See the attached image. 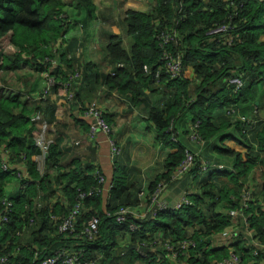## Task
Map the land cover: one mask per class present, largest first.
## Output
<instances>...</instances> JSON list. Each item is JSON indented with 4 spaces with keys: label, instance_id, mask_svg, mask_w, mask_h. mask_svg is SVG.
I'll list each match as a JSON object with an SVG mask.
<instances>
[{
    "label": "trees",
    "instance_id": "trees-1",
    "mask_svg": "<svg viewBox=\"0 0 264 264\" xmlns=\"http://www.w3.org/2000/svg\"><path fill=\"white\" fill-rule=\"evenodd\" d=\"M74 5L78 8L75 14L64 7ZM80 9L83 19L97 17L93 0H0V71L22 65L33 66L40 73L52 69L50 74L56 83L45 100L49 122L58 121L49 98L58 92L65 104L80 107L76 105L75 83L81 77L71 84V101L66 99L62 86L75 68L80 71L71 51L62 49L67 40L65 32L78 19ZM125 14L119 33L110 34L104 43L109 61L122 66H114L111 73L95 74L94 78H101L108 89L132 105L142 106L147 120L154 125L156 140L176 151L168 153L162 171L147 187H140L136 180L130 184L125 168L114 162L111 179L104 175L107 190L97 191L102 171L81 163L79 158L72 159L67 168L60 167L59 153L52 143L45 157L46 169L39 172L36 157L40 149L35 139L40 127L32 117L41 107L33 108L21 101L19 94L0 95V215L2 199L7 197L12 202L8 220L0 222V256L6 257L0 264H37L62 247L73 252L81 250L82 259H97L95 264H219L230 247L245 264L264 260V248L253 256L247 240L240 235L213 245L224 229L240 228L241 223L234 224L226 212L230 208L245 215L248 228L264 242V121L248 127L235 114L227 113L241 101L252 102L253 85L264 80V40H259L264 35V0H154L147 12L129 9ZM223 23L233 28L221 34L208 33ZM172 30L176 36L161 45V33ZM229 36L232 42L224 43ZM5 45L13 48L11 55L2 52ZM165 55H179L182 68L177 77L169 75ZM51 60L56 62L54 68L50 67ZM144 65L150 73L144 71ZM84 67L89 69V65ZM233 75H240L244 83L237 93L227 83ZM186 113L191 115V124L199 121L197 133L202 142L222 140L227 137L223 132L232 127L245 151L218 146L220 155L231 159L232 169L223 170H201L202 158L197 156L189 174L194 177L200 171L207 177L197 193L188 195L192 204L152 216L150 195L158 183L166 187L175 179L184 150H191L180 143L175 131V121ZM244 125L246 131L242 130ZM21 162L27 167L29 180H22L18 193L8 196L5 186L17 175L15 167ZM244 187L251 196L246 206L239 199ZM90 190L91 195L79 198L80 192ZM142 190L146 211L117 222L114 213L120 207L136 206ZM77 201L80 208L74 231L58 232L57 225ZM92 216L98 217L99 230L89 239L81 231ZM130 222L137 228L130 229ZM155 238L173 244L191 239L195 245L184 253L178 250L172 257L171 251L153 244ZM140 247L147 250L141 251Z\"/></svg>",
    "mask_w": 264,
    "mask_h": 264
},
{
    "label": "crops",
    "instance_id": "crops-1",
    "mask_svg": "<svg viewBox=\"0 0 264 264\" xmlns=\"http://www.w3.org/2000/svg\"><path fill=\"white\" fill-rule=\"evenodd\" d=\"M148 1L93 0L97 17L83 19L84 15L80 9L77 13L78 19L75 18V21L67 28L65 32L67 40L62 49L71 51L73 63L81 71V78L75 83L77 88L75 92L78 91L76 105L80 107L71 103L70 105L65 104L62 101L61 92L56 93L55 97H49L50 102L54 105V118L58 120L56 123L48 121L50 124L49 136L59 153L57 158L60 167L67 168L71 166L72 159L79 158L83 164L97 166L107 177V180H110L115 172L113 163L116 162L125 168L130 184L136 180L137 185L145 188L162 171L168 153L176 151V148L163 147L156 140L154 125L147 120L142 106L132 105L125 97L108 89L101 78L98 80L94 78L95 74L111 73L115 66L105 54L104 43L110 34L119 31L118 28L126 16V11L133 9L147 12L151 7ZM64 7L72 14L78 10L75 5ZM259 40L263 41L264 35H260ZM5 50L6 48L2 49L4 54L11 55L13 53L12 49L9 50L12 53L5 52ZM87 65H89V69L85 70L84 66ZM0 76H2L0 78V95L19 94L21 101L29 103L33 108L40 106L42 110L39 108L35 111L41 110L40 112L46 120L47 117L50 118L47 104H45V100L48 98L39 97L46 85L39 70L33 66L22 65L15 70H2ZM251 94L254 95L253 101L237 103L234 114L256 115L258 119L264 121V80L253 85ZM92 102L103 110L104 115L113 125V136L121 148L120 154L114 158L109 156V146L103 134L97 135L98 144L86 134L87 119L82 112L83 107ZM175 131L180 143L190 147L196 152V156L202 159L214 158L230 166V157L220 155L217 147L224 146L236 151H245L239 142L238 133L232 127L223 132L227 137L222 140L194 141L190 135L191 115L188 113L175 121ZM37 169L41 173L45 171L44 157H37ZM203 173L199 171L194 177L188 173L168 183L163 190L166 201L172 204L180 200L185 193H197L207 177V173ZM22 180H29L24 162L19 164V174L6 184V194L15 196ZM132 209L136 214L144 213L146 197H140L139 203ZM228 240L219 237L213 242V245H221ZM250 264H264V260Z\"/></svg>",
    "mask_w": 264,
    "mask_h": 264
},
{
    "label": "built area",
    "instance_id": "built-area-1",
    "mask_svg": "<svg viewBox=\"0 0 264 264\" xmlns=\"http://www.w3.org/2000/svg\"><path fill=\"white\" fill-rule=\"evenodd\" d=\"M231 25L229 23H223L220 25H216L215 27L211 28L208 33L213 34H221L226 31H229L232 29ZM175 31H167L162 32L160 35L161 38V45L166 44L170 39H173L175 37ZM232 36L227 37L224 40V43L230 44L232 42ZM165 67L171 77H177L181 73V59L179 55L172 56V55H165ZM51 68H54L56 66L55 60L50 61ZM115 66L120 67L122 66L121 63L115 64ZM76 67V66H75ZM143 69L146 73H150V69L147 65L143 66ZM51 70H46L41 73L45 79V87L40 93L39 97H47L51 96V88L56 83V80L54 77L50 74ZM159 70L156 72V76L158 75ZM80 71L78 69H74L72 73L69 74V77L65 82L62 83V86L66 89V99L68 101L73 100V91L70 90L71 84L73 85V82L80 78ZM228 85H230L233 88L234 93H237L241 90L243 87V79L240 75H233L228 78L227 80ZM236 111V105L231 106L227 113L234 114ZM83 116L87 119V130L86 134L90 139H92L96 144H98L99 140L97 139L98 134H103L105 137V140L107 141V144L109 146V156L111 158H114L118 156L121 152L120 145L118 144L116 138L113 136V125L112 123H109L105 119L104 112L101 108H99L96 103L92 102L87 104L85 107H83ZM255 114V113H254ZM236 115V114H235ZM236 117L240 118L243 123H246L248 127L251 126V124H256L260 122L261 120L258 119L256 115L248 116V115H236ZM36 122H38V125L40 127V131L38 136L35 139V144L40 149V155L37 157L45 158V155L47 154L48 148L50 144L52 143V139L49 136L48 130L50 127V124L48 121L43 117L42 112L36 111L33 114L32 117ZM199 125V121H195L191 124V138L196 142H202L200 139L198 133H197V127ZM246 125L242 127V130L246 131ZM36 157V159H37ZM196 152L190 150L189 148H186L184 150V158L181 161L180 165L177 168V171L174 175V178L176 179L179 176H183L185 174H188L190 170L193 168L196 158ZM5 162L3 163V168L6 169V161L7 156L3 157ZM20 164V163H19ZM19 164L16 165V174H19ZM27 168V167H26ZM212 169L217 170H223V169H232L231 166H228L224 162L216 161L212 159H202L201 161V170L208 171ZM28 172V171H27ZM102 174V173H101ZM98 181L101 183V188H99L97 191H106L109 184L107 183L106 178L104 175H98ZM165 184L164 183H158L157 187L154 189L152 194L150 195V202H149V209L151 210V215L155 216L158 212L164 211V210H171V209H178L182 207L183 205H190L192 204L189 194L185 193L182 195L180 200L176 201L175 203H168L166 199L163 196V190H164ZM93 193L92 190H90L88 193L80 192L79 198L85 197V195H91ZM144 195V191L139 192V196ZM240 203L243 206H246V204L250 201V191L247 188H243L242 192L240 194ZM1 204L3 206L2 213L0 215V222H6L8 220L7 214L12 208V202L9 198H3L1 201ZM80 205L77 201V203L74 205V207L62 218V220L57 225V231L60 233H66V232H72L74 231L76 217L78 215ZM226 212L230 217L234 219V224L237 222L241 223L240 228H235L234 230H228L224 229L219 233V237L222 239H229L231 236L240 235L243 239L247 240L248 245L251 247V254L253 256H257L260 249L264 248V242H261L258 238V236L255 234L254 231L250 230L248 228L247 224V217L243 215L238 209H227ZM136 215L135 211L131 209L130 207H120L115 213V220L119 223L124 222L128 220L131 215ZM144 216V215H142ZM238 226V225H237ZM130 229H135L137 226L135 223L129 224ZM99 230V219L96 216L90 217L85 226L83 227L81 233L89 239H92L95 237V235L98 233ZM217 239H214L213 242H215ZM153 244L155 245H162L165 247V249L171 251V256L174 257L177 253V251H181L184 253L187 249V247H193L195 245L194 241L191 239H185L181 240L176 244L171 243L168 239H160L155 238L153 241ZM144 245V244H142ZM143 247H140L139 250H142ZM79 251H70L67 248H59L56 251H54L53 254L49 256H45L42 259L38 261L37 264H95L97 259L93 260H83L82 259V253ZM6 260V257L0 256V262H4ZM219 264H245V262L242 260L241 255L236 252L234 248H229L228 253L225 257H223L219 262ZM158 264V263H156Z\"/></svg>",
    "mask_w": 264,
    "mask_h": 264
},
{
    "label": "rangeland",
    "instance_id": "rangeland-1",
    "mask_svg": "<svg viewBox=\"0 0 264 264\" xmlns=\"http://www.w3.org/2000/svg\"><path fill=\"white\" fill-rule=\"evenodd\" d=\"M148 2L150 3L149 6H152V3H154V0H149ZM148 11H149V10H148ZM4 48H6L5 52L9 51L10 49H12V52H13V48H11L10 45H5ZM9 52H11V51H9ZM12 52H11V53H12ZM1 77H2V76H0V78H1ZM0 80H1V79H0ZM140 197H146V195H142V196H140Z\"/></svg>",
    "mask_w": 264,
    "mask_h": 264
},
{
    "label": "water",
    "instance_id": "water-1",
    "mask_svg": "<svg viewBox=\"0 0 264 264\" xmlns=\"http://www.w3.org/2000/svg\"><path fill=\"white\" fill-rule=\"evenodd\" d=\"M142 250H143V251H146V250H147V248H143Z\"/></svg>",
    "mask_w": 264,
    "mask_h": 264
}]
</instances>
